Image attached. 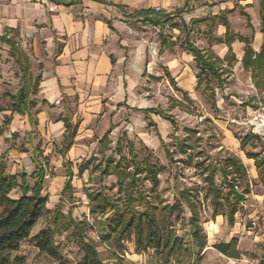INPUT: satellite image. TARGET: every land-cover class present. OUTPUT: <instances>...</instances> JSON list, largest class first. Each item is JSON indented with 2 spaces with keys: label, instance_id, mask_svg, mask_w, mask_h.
Returning a JSON list of instances; mask_svg holds the SVG:
<instances>
[{
  "label": "rangeland",
  "instance_id": "374dc122",
  "mask_svg": "<svg viewBox=\"0 0 264 264\" xmlns=\"http://www.w3.org/2000/svg\"><path fill=\"white\" fill-rule=\"evenodd\" d=\"M197 3V7L174 12L164 34L141 19L127 21L129 29L124 37L127 44L124 50L137 67L131 79L124 78L130 89L125 103L108 98L88 99L80 110L83 102L79 99L49 103L43 100L39 88H34L32 127L28 126L27 115H12L11 123L0 134V163L6 165L10 175L19 176L24 171L31 184L39 170L38 161L44 165L47 176L43 192L49 196L47 208L51 210L37 222L31 237L21 243L19 250L10 253L12 260L19 258L20 264H56L32 239L43 228H51L55 229L56 244L63 255L74 263L80 262L84 257L81 243L74 227H66L73 218L86 223L85 239L98 250L103 264H165L153 249L137 251L134 234L129 238L105 240V220L112 213L105 217L91 213L90 192L102 191L115 200L123 198L117 177L101 176L92 166L110 157L116 162L124 159L130 165L129 145H134L135 164L139 165L136 191L143 196L133 207L141 213L155 212L157 221L165 220L189 247L190 254L174 255L170 264H240L239 259L263 258L264 240L254 238L264 234V184L258 173L252 175L248 168L247 181L238 188L243 191L247 186L249 193L239 205L234 226L225 218L213 215L210 196H206V178L211 168L218 166V159L228 153L244 157L246 152H253L264 158V131L257 133L264 116V92L255 87L252 71L234 62L225 66L222 85L213 82L216 94L213 101L205 82H198V67L192 53L185 49L188 37L190 43L221 53L222 45L216 38L225 17L230 18L233 33L252 39L253 31L240 14L237 1L227 4L220 0H197ZM161 36L173 46L162 44ZM28 52L31 53L32 48H28ZM48 54L45 49L38 52L42 58ZM9 61L8 67L19 81L20 68L11 59ZM43 69V63L31 66L32 79L42 77ZM8 76L6 72L2 75L0 85L14 92L20 83L9 84ZM1 92L0 89L2 125L5 117L10 116L9 109L15 99L11 93L3 96ZM100 103L104 109L96 111L94 107ZM6 108L10 112H4ZM141 109L160 110L168 118L156 113L145 114ZM39 115L48 118L41 130L38 129ZM65 115L79 124V131L73 146L63 156L60 150L64 129L56 123ZM251 133L258 134L259 138L247 143L242 151L241 142ZM105 135H108L107 140L103 139ZM35 149L38 161L34 158ZM183 149L187 152H182ZM143 160L162 169L158 184L145 171ZM86 161H90V167L80 175L79 166ZM69 169L73 171L71 191L64 190ZM135 169L133 165L129 170ZM216 174V181L221 184L220 171ZM183 190L199 196L197 211L207 237V246L202 252L198 251L191 236L192 212L180 198ZM12 195L17 197L20 192L13 191ZM176 202L184 203L180 213L177 209L170 210ZM56 209L61 216L54 223ZM233 237L241 242L239 249L243 255L239 259L229 258L214 247Z\"/></svg>",
  "mask_w": 264,
  "mask_h": 264
},
{
  "label": "trees",
  "instance_id": "16d2710c",
  "mask_svg": "<svg viewBox=\"0 0 264 264\" xmlns=\"http://www.w3.org/2000/svg\"><path fill=\"white\" fill-rule=\"evenodd\" d=\"M64 1L73 2V0ZM96 1L107 4L102 0ZM118 7L122 11H125V7ZM241 13L250 21V16L246 12L242 10ZM128 17H137L143 22L153 24H166L172 18L170 14H162L153 10L135 12L132 15H128ZM261 19L262 32L264 33V0H262ZM106 21L110 28L113 29L111 21ZM223 25L227 29L226 36L224 40L220 39L219 42H224L229 47V63H231L236 59L231 48V44L235 38L230 34V23L227 17L224 18ZM249 25H251L250 22ZM161 37L162 44L173 46V44H167L165 38L163 36ZM240 39L246 43L243 58L244 67L252 71L256 88L264 92V42L261 51L256 53L252 49L249 39L243 37H240ZM0 41L10 47V54L16 58V62L19 64L22 73L20 87L17 93L13 95L15 101L9 110L12 114L27 115L32 122L33 115L31 107L35 106V103L31 100V95L34 88L39 87L41 76L36 80L32 79L29 56L15 40L6 36H0ZM186 43L187 46L185 49L193 54L198 67V82H205L206 89L211 90L210 98L215 101V87L212 84L213 82H218L219 85H222L224 82L223 76L226 73V69L223 66V61L213 53L205 52L193 43H190L188 37ZM172 81L175 83L174 79ZM135 109L140 110L138 108ZM141 111L145 114L156 113L164 118H168L160 110L141 109ZM12 119V116L5 117L3 124L0 125V134L4 131L5 126L11 123ZM61 120L64 122L65 133L60 152L63 156H66L74 144L78 134L79 124L73 123L72 118L69 116H64ZM107 138L108 135H105L103 139L107 140ZM255 138H259V135L251 133L246 136L241 142L242 150L245 149L247 143ZM134 148V145H129V149L132 151L130 165H127L124 159L116 162L110 157L104 163L92 166L94 171L100 172L101 176L115 175L117 177L123 198L115 200L102 191L90 192L88 199L90 201L91 213L94 216L101 214L103 217L107 213H112L105 220L106 230L103 236L105 240L129 238L134 234L137 251L153 249L165 264H170V260L174 255H188L190 254V250L185 240L178 236L165 220L161 223L157 221L155 212L141 213L133 207L137 201L143 198L142 194L136 191V176L139 173V165L135 164L137 163V157ZM34 152V158L37 160V149ZM182 152H187V150L183 149ZM167 155L172 156L169 150H167ZM246 156L255 160V164L259 170L260 181L264 183V158H261L258 153L253 152H246ZM217 162L218 166L211 168L206 178V196H210L213 215H223L228 223L233 226L236 221V214L239 211V205L246 200V194L249 191L247 186L243 188V191L238 190L247 181L248 171L243 161L232 153H228L226 156L219 158ZM38 164L39 170L35 173L34 182L31 184L28 175L24 171L19 176L10 175L7 173L6 165L0 163V264L21 263L19 258L12 260L10 253L19 250L21 243L31 237L37 222L46 213H50L51 211L47 208L49 196L43 192L47 171L39 161ZM143 164L147 174L152 177L155 184H158V175L162 169L157 168L147 160H143ZM133 165L136 169L132 172L129 169ZM89 167L90 161L82 163L79 166V174L83 175ZM217 171L221 173V184H218L215 178ZM72 177L73 171L69 169L68 180L64 190L71 191ZM17 190L20 192V195L15 197L12 195V192ZM180 198L188 205L192 212L190 218V225L192 227L191 236L198 251L202 252L207 246V237L203 234V228L200 224L197 211L199 196L192 194L189 190H183L180 193ZM184 203L176 202L170 208L171 212L177 209L180 213ZM60 216L61 212L56 209L53 216L54 223ZM69 226L74 227V233L79 238L81 248L84 252V257L80 262L74 263L63 255L56 244L55 229L43 228L40 230L32 238L35 246L42 253L47 254L56 261V264H103L98 250L85 239L86 223L76 222L73 218H70V223L66 227L69 228ZM214 247L229 258L239 259L242 256L239 249V238L237 237H233L229 242L215 244ZM262 260L264 261V256Z\"/></svg>",
  "mask_w": 264,
  "mask_h": 264
},
{
  "label": "crops",
  "instance_id": "0c3cea01",
  "mask_svg": "<svg viewBox=\"0 0 264 264\" xmlns=\"http://www.w3.org/2000/svg\"><path fill=\"white\" fill-rule=\"evenodd\" d=\"M102 1L107 4L96 0H73L72 3L64 0H52L51 2H46V0H0V36L15 40L29 56L32 68L38 62L44 65L38 87L43 100L56 103L64 101V98L79 99L80 102H83L80 105V110L86 105L87 102H84L88 99L108 98L115 99L118 103H125L130 89L124 78L127 76L131 79V76L135 75L134 68L137 67L126 57L124 50L127 46L124 37L129 29L127 21L138 19L137 17H128V15L153 10L162 14H170L173 17L174 12L179 9L198 6L197 0ZM220 1L227 4L238 2L240 14L246 19L247 26L252 28L253 38L249 39L245 34L233 33L230 25V34L235 38L231 48L236 58L231 63H229V47L224 42H219L226 36L227 29L223 22L219 25V36L216 38V42L222 45L221 53L216 54L212 48L211 51H208L198 47L219 57L223 61L224 68L231 66L234 62L245 68L243 58L246 43L241 41L240 37L249 39L251 47L256 53L261 51L264 42L261 19L262 0ZM45 4L47 6H44ZM50 5H55L56 9L50 11ZM118 6L125 7V11H122ZM242 10L250 16V21L241 13ZM227 19L230 23V18L227 17ZM106 20L111 21L113 29L110 28ZM43 43L45 44L43 45ZM28 48H32L31 53L28 52ZM42 49L49 53L44 58L38 55ZM10 59L13 64L19 66L16 58L10 54V47L0 41V81L3 80L1 77L6 72L9 75L7 80L9 84H21V79L16 80L11 68L8 67V64L11 63ZM19 87L13 92L0 85L1 94L3 96H9V93L15 95ZM94 109L99 111L104 109V106L100 103ZM3 111L8 113L9 110L6 108ZM12 115L10 112V116ZM39 117L38 129L41 130L48 118H42L40 115ZM27 123L32 127L33 123L28 116ZM56 126L62 127L65 133L64 122L61 118ZM24 127L26 128V126ZM236 156L243 161L247 171L249 168L252 175L258 173L259 178V170L254 159L248 158L246 153L244 157ZM217 216L225 218L223 215ZM249 233L252 232L249 231ZM254 238L264 240V234L255 235ZM241 253L243 255V252Z\"/></svg>",
  "mask_w": 264,
  "mask_h": 264
},
{
  "label": "built area",
  "instance_id": "2783aa9c",
  "mask_svg": "<svg viewBox=\"0 0 264 264\" xmlns=\"http://www.w3.org/2000/svg\"><path fill=\"white\" fill-rule=\"evenodd\" d=\"M52 0H46V2H51ZM56 9L55 5H50L49 10L54 11ZM152 27V29L156 30L158 33L164 34L165 33V27L169 26L168 23L166 24H153L149 23ZM240 264H264V261L262 259H249V258H243L239 259Z\"/></svg>",
  "mask_w": 264,
  "mask_h": 264
},
{
  "label": "water",
  "instance_id": "95a60500",
  "mask_svg": "<svg viewBox=\"0 0 264 264\" xmlns=\"http://www.w3.org/2000/svg\"><path fill=\"white\" fill-rule=\"evenodd\" d=\"M264 130V116L262 118V123L257 126V133Z\"/></svg>",
  "mask_w": 264,
  "mask_h": 264
},
{
  "label": "bare ground",
  "instance_id": "6f19581e",
  "mask_svg": "<svg viewBox=\"0 0 264 264\" xmlns=\"http://www.w3.org/2000/svg\"><path fill=\"white\" fill-rule=\"evenodd\" d=\"M264 131V130H263ZM262 132V131H261Z\"/></svg>",
  "mask_w": 264,
  "mask_h": 264
}]
</instances>
